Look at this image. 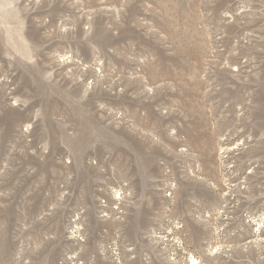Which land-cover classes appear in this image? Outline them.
I'll use <instances>...</instances> for the list:
<instances>
[{"label":"rangeland","instance_id":"rangeland-1","mask_svg":"<svg viewBox=\"0 0 264 264\" xmlns=\"http://www.w3.org/2000/svg\"><path fill=\"white\" fill-rule=\"evenodd\" d=\"M0 264H264V0H0Z\"/></svg>","mask_w":264,"mask_h":264}]
</instances>
